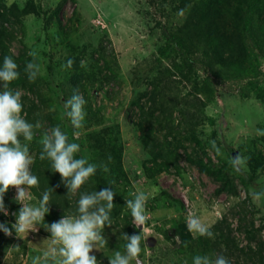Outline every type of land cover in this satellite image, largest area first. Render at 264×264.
Instances as JSON below:
<instances>
[{"label": "rangeland", "instance_id": "1", "mask_svg": "<svg viewBox=\"0 0 264 264\" xmlns=\"http://www.w3.org/2000/svg\"><path fill=\"white\" fill-rule=\"evenodd\" d=\"M210 1L6 0L7 5L18 3L20 7H25L32 2L35 7L34 13L24 16L17 24L18 40L13 41L11 45V51L16 57L24 52L29 61L33 59L28 56L29 51L35 50L38 53L36 62L40 65L42 82L37 91L46 99L42 103L35 93L20 86L11 87L13 90H21L22 103L29 105L35 100L37 107L33 115L29 119L25 118L33 124L39 121L42 125L40 129H35V132L39 131L36 132L37 138L24 142L29 145L30 150L34 146L33 142L40 141L45 130L59 125L68 134L70 142L78 143L80 153L92 163L93 159L107 161L110 150L104 149L103 146L114 144L111 140H116L117 146L122 148L123 174L120 181L123 185L121 187H124V197L128 200L134 199L132 193L138 189L148 194L146 214L150 219L146 222L144 231L147 239L141 242L142 251L139 258L142 264H193L196 255L204 256L202 245L196 244L199 235L188 231L192 238L188 243H182L178 227L186 225L189 213L197 215L210 229L223 216H228L239 245L248 251L247 254H241V261H249L248 256L258 249V241H251L245 232L238 230L240 216L244 215L247 221L254 223L258 238L264 241V196L259 200L252 196L253 192H264V135L257 133L258 129L264 130V100L254 93L252 87L243 95L242 84L239 83L242 80H246V84L249 80L264 83V58L260 60V75L254 76L253 72H248L250 74L246 79L235 78L232 72H229L231 77H227V68L224 70L218 64L215 66V72L209 66L196 65L201 77L208 73L217 81V73L224 75L222 81H219L214 97L202 95L207 103L205 120L195 125L196 134L204 141L214 163L221 162L210 146L211 141H215L221 149L223 159L229 158V152L232 156L239 153L248 157L246 167L239 172L255 177L249 188L244 187L240 179L236 178L238 192L235 195H229L227 192L217 194L220 182L215 177L199 171L195 164L187 159L188 153L196 151L197 146L190 137L192 125L179 123L181 116L177 103L180 97L193 89L192 82L198 76L194 75V78H191L193 81L190 82L179 71L181 68L174 67L170 59L163 60L162 65L156 60L160 50L169 46L168 37L166 38L164 33L174 34L178 29L186 30L183 26L192 7H203ZM61 5L60 13L56 15L55 11ZM181 9H184L183 15L178 14ZM261 23L264 21L257 18V32L253 40L243 38L247 52L244 65L250 69L253 64L258 65L254 62L253 49H256L257 55L264 54V37L259 28ZM74 57L79 59V68L76 69L74 64L71 68L65 67L68 59L73 60ZM175 60L176 63H182L180 56L175 57ZM81 61L84 62L83 66ZM166 67H170V72L174 74L169 72L168 76L167 70L166 82L172 79L175 83L170 94L174 95L180 91L181 95L175 101L158 103L154 107V115L150 116L147 113L151 105L148 97L155 87L153 82L162 71H166ZM83 69L91 76L82 80L85 85V92L83 90L81 94L86 101L84 110L91 105L96 118L90 120L88 115L85 116L81 134L78 140L74 141L73 129L64 115L63 103L71 97V79L78 70ZM2 88L3 85L0 84V90ZM138 97H141L142 107H132V101ZM144 111L145 118L142 115ZM142 118L145 119V130L150 128L152 133L149 134H152V137L156 136L165 142L166 134L173 132L168 138L169 141H173L175 135L182 139V146L178 149L179 170L170 166L169 169L154 172L152 177L148 175L152 171L147 173L144 170L145 164L153 168L156 163L161 164L163 159L158 158L154 162L153 156L147 150L138 124ZM90 135L97 144H94L92 137L88 138ZM21 139L23 140L22 137ZM30 154L35 160L36 148L30 150ZM114 159H117L116 156ZM163 192L181 200L184 205L164 200ZM31 193L33 199L26 203L38 204L40 198L32 191ZM16 194V189L10 187L4 196L9 215L5 216L0 212V223H5L10 228L16 220L14 214L22 207L14 200ZM53 208L54 206H49L44 222L36 225L37 231L20 234V237L14 230L12 236L0 231V242L4 243L3 245H6L7 239L10 240L8 250L2 252L0 249L1 264H32L34 257L42 256L44 251L54 246L51 234L45 229L46 224L61 218L56 216ZM127 210L129 209L126 206L123 212ZM121 227L116 222L104 227L102 234L107 244H98V249L91 253L97 257L100 264H109V259L114 256L115 251L122 254L125 252L123 246L127 241L122 238V234L128 235L129 230L125 229L126 233ZM129 228L132 235L140 234L143 230V226L137 228L133 220ZM190 242L193 248L190 247ZM250 247L253 248L252 251Z\"/></svg>", "mask_w": 264, "mask_h": 264}, {"label": "trees", "instance_id": "2", "mask_svg": "<svg viewBox=\"0 0 264 264\" xmlns=\"http://www.w3.org/2000/svg\"><path fill=\"white\" fill-rule=\"evenodd\" d=\"M63 5V4H62ZM58 7L55 11L56 15H59L61 7ZM35 12V7L32 2L28 3L25 7H20L18 3H12L7 5L6 0H0V66L3 64V58L5 55H10L14 61L18 64V71L20 73L19 78L9 84V88L20 86L21 88L35 93V96L42 101L46 100L37 89L42 82L41 75L39 74L34 83H30L25 73V65L30 62L25 58L26 54L22 52L16 57L11 51V45L13 41L18 40L16 26L21 22L22 18L26 15ZM260 18L264 21V0H211L210 3L204 4V6H193L187 16L184 28L186 30L178 29L174 34L164 33V36L168 39L169 46L164 47L160 50V55L156 57L158 63L162 65L163 60L170 59L176 68H181L179 71L185 79L192 82L191 78L194 75L198 78L194 80L193 89L180 97V91L171 95L172 86L175 85L172 79L167 81V77L170 76V67H166V71H162L160 76L153 82L154 88L149 94V100L151 105L147 113L153 116L154 107L158 103L166 104L164 101H175L179 98L177 103V109L181 116L180 124H191L193 129L191 131V139L196 142V151L188 153L187 159L195 164L199 171L215 177L220 185L216 190L217 194L227 192L229 195H235L238 192L236 185V178H239L244 187L249 188L255 181L253 175L245 176L240 172L234 170L229 160L232 154L229 152V158L223 159L221 154H217L215 149L211 148L215 152L216 156L220 160L219 163H214L212 157L209 155L204 141L201 140L195 131V125L200 124L205 120V108L206 101L202 98V95L208 97H214L217 90L219 81H222L224 75L217 73L218 80H214L210 74L207 73L205 77L199 75V68L196 67L200 64V67H210L215 72V66L218 64L227 73V77H231L229 72H232L235 78H248V72H253L254 76L260 75L259 66L261 65V58H264V54H255V48L253 54L255 55V61L258 65L253 64L250 69L245 64L247 58L246 55V42L243 38L253 40L254 35L257 32L256 19ZM264 37V23L259 26ZM186 31V32H185ZM264 48V47H263ZM180 56L182 63H176L175 57ZM71 58V56H69ZM74 67L79 68L78 57L73 58ZM253 62V63H254ZM254 65H256L254 67ZM178 66V67H177ZM217 69V68H216ZM168 70V76L167 74ZM228 70V71H227ZM88 71L78 70V73L71 79L72 87L70 89V96L75 90L78 89L79 93L85 92V85L82 83L83 78L91 77ZM170 72V73H171ZM172 74V73H171ZM174 75V74H172ZM193 76V77H192ZM170 78V77H169ZM242 80L239 83L242 84L241 92L246 95L248 88L253 89L255 94L264 100V83L253 82L252 80ZM165 82V83H163ZM163 84V85H162ZM141 97L132 101V107L141 106ZM37 107L35 100H32V104L26 105L23 102V112H27L26 118H30L34 109ZM142 107V106H141ZM166 110V109H164ZM87 117L90 120L95 119L96 113L91 105L85 108ZM164 112V111H163ZM204 114V119H203ZM143 118L146 117V112L142 114ZM37 118L36 116H34ZM138 123L141 129V135L146 143V148L150 155L153 156L154 162L158 158H162L161 164L156 163L154 167H149L147 164L144 165V170L149 173L152 177L154 172H161L163 169H169L170 166L179 168L178 161L180 159V153L178 149L182 146V139L178 136L173 137V141H169V137L173 132L166 134V143L156 136L152 137L151 129H146V125L143 119ZM151 121H148V123ZM149 123V124H150ZM70 126V125H69ZM179 126V125H178ZM72 129V127L70 126ZM36 132H39L36 130ZM33 138H37V133ZM92 135L88 136L90 139ZM93 138V137H92ZM77 141L78 139H74ZM94 141V144L97 142ZM112 143H108L103 146L104 149H109L110 155L107 161H96L92 160L93 164L97 165V171L95 175L90 177L84 185L78 190L76 194L67 195V188L61 180L59 173H55L52 170L51 162L47 159L41 161L39 159L42 151V145L39 142H33L34 146L30 148L33 150L36 148V155L34 164L32 166V173L39 178V186L34 187L31 191L42 199V193L46 189L53 188L51 192L49 206H54L52 209L57 217L63 215L75 214L78 207V200L80 195L87 192L91 193L94 191H100L105 188H110L114 192L113 208L110 217L112 222H116L121 225L122 230L131 236L130 225L133 217L131 210L123 212L126 207V197H124V187L121 184V176L123 174L121 165L122 148L118 147L116 140H111ZM104 143V140H103ZM93 146V143L91 144ZM97 147L99 145H96ZM83 156L81 153L77 155V158ZM112 156V157H110ZM116 156L117 159H114ZM152 159V160H153ZM91 163V162H90ZM104 166L107 167L108 171H104ZM155 169V171H153ZM164 200H169L173 203H177L183 206V202L172 197L169 193L163 192ZM13 211V208L10 207ZM127 229V230H125ZM180 235L182 237V243H188L191 239V235L188 232L185 224L179 225L178 227ZM238 230L243 231L247 234V237L253 241H258V249L255 251L250 247V251L253 250V254L249 255V261H241L240 257L242 253H248L243 247L239 245L238 240L235 237L234 228L232 223L229 221L228 216H223L219 219L212 227L211 231L214 233V239L206 236H200L196 244L202 245L203 255H207L211 258H215L216 254H222L228 257L231 264H264V241L258 238L257 230L254 227V223L247 221L246 216H240ZM126 244V243H125ZM10 246V243H9ZM193 245L190 242V247ZM124 247V246H123ZM7 250L9 247H5ZM125 248V247H124Z\"/></svg>", "mask_w": 264, "mask_h": 264}, {"label": "clouds", "instance_id": "3", "mask_svg": "<svg viewBox=\"0 0 264 264\" xmlns=\"http://www.w3.org/2000/svg\"><path fill=\"white\" fill-rule=\"evenodd\" d=\"M178 14L183 15L184 9ZM27 54L33 59L26 63L25 73L28 81L34 83L41 71L36 62L38 53L31 50ZM73 63L72 59H68L65 67L71 68ZM83 65L84 62L81 61V66ZM19 75L18 64L12 56L5 55L0 66V84L3 85L0 90V212L5 216L9 215L4 196L10 187L16 189L14 200L22 207L14 214L16 220L11 228L5 223H0V231L12 236L14 230L18 237L20 234H28L29 231H37L36 225L44 222L45 215L49 212L51 192L54 191L53 188L46 189L36 205L26 203L33 199L31 189L39 186V178L32 173L34 158L30 154L29 145L24 141H32L35 129H40L42 125L39 121L33 124L25 118L27 113L23 112L21 90L9 88V84L17 80ZM85 104L86 101L78 89L63 103L64 115L73 129L74 139L79 138L80 129L83 128ZM257 133L264 135V130L258 129ZM39 142L42 145L39 159L51 162L53 172L59 173L68 190L67 195L76 194L81 186L95 175L97 165L90 163L84 156L77 158L80 145L70 142L68 134L59 125L45 130ZM210 143L219 154L221 149L215 141ZM248 159L238 153L231 157L229 163L239 172L246 167ZM104 171H108L106 166ZM114 195L110 188L81 194L75 214L63 215L58 221L46 224L45 229L51 234L54 246L44 251L42 256L34 257L32 264H100L97 257L91 253L98 249V244H107L102 232L106 225H112L110 214L115 207ZM132 195L134 199L126 200V206L131 210L133 224L137 228L143 226V230L140 234L131 236L122 234V238L127 241L125 252L122 254L115 251L114 256L109 259V264H132L133 261L135 264H142L139 258L142 251L141 242L147 239L144 231L146 222L150 219L146 214L148 194L138 189ZM252 196L259 200L264 196V192H253ZM186 226L193 234L214 239L210 226L193 213L188 214ZM193 264H231V261L222 254H216L214 259L207 255H196Z\"/></svg>", "mask_w": 264, "mask_h": 264}, {"label": "crops", "instance_id": "4", "mask_svg": "<svg viewBox=\"0 0 264 264\" xmlns=\"http://www.w3.org/2000/svg\"><path fill=\"white\" fill-rule=\"evenodd\" d=\"M9 243H10V240H9V239L6 240V243H5L6 245H3L4 243L0 242V249H2V252L6 251L5 248H3V246H5L6 248H7V247L10 248ZM9 248H8V249H9ZM8 249H7V250H8ZM8 252H9V251H8ZM0 260H1V255H0ZM1 263H2V262L0 261V264H1Z\"/></svg>", "mask_w": 264, "mask_h": 264}]
</instances>
